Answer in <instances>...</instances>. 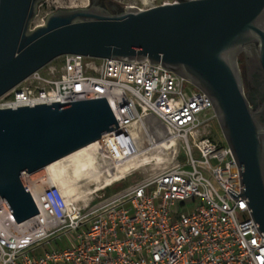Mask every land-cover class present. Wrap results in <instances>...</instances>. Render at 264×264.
<instances>
[{
    "label": "built area",
    "instance_id": "1",
    "mask_svg": "<svg viewBox=\"0 0 264 264\" xmlns=\"http://www.w3.org/2000/svg\"><path fill=\"white\" fill-rule=\"evenodd\" d=\"M57 57L3 93L0 108L104 98L116 124L89 144L99 173L85 179V198L44 168L21 173L34 215L17 222L0 196V264H264V231L241 196L230 148L212 136L209 97L160 63ZM147 165L143 177L99 198Z\"/></svg>",
    "mask_w": 264,
    "mask_h": 264
},
{
    "label": "water",
    "instance_id": "2",
    "mask_svg": "<svg viewBox=\"0 0 264 264\" xmlns=\"http://www.w3.org/2000/svg\"><path fill=\"white\" fill-rule=\"evenodd\" d=\"M42 0H0V96L57 56L148 60L210 99L239 167L241 196L264 231V126L238 55L255 45L264 73V0H183L106 13L58 8L30 28ZM116 124L104 98L0 108V196L17 222L37 212L21 173L89 145Z\"/></svg>",
    "mask_w": 264,
    "mask_h": 264
},
{
    "label": "rangeland",
    "instance_id": "3",
    "mask_svg": "<svg viewBox=\"0 0 264 264\" xmlns=\"http://www.w3.org/2000/svg\"><path fill=\"white\" fill-rule=\"evenodd\" d=\"M159 0H111V2L122 6V8L125 7L127 4H133L138 7H143V6H148L149 4L155 3ZM84 5L80 4V0H42L36 9L35 16L32 18L30 22V28H33L34 26L41 24L44 22L46 16L58 8H67V7H80V6H86L88 4V0L85 1ZM72 5V6H71ZM121 8V7H119ZM61 57L55 58L53 61L54 63H59L61 61ZM246 91V88H244ZM134 130L138 135H142V131L137 127L134 126ZM214 131L212 133V136L215 138L216 141H220L221 144H225V139L220 131V128L218 124H215V126L212 128ZM180 160L184 161L183 155L180 156ZM153 163H151L152 166ZM150 166H146L145 168H141L138 170H134L130 172L125 178L118 180L110 187H107L104 190H100L97 194L100 196L99 198H103L104 196H109L113 192L127 186L128 184H131L141 177H143L146 174V171H148ZM66 174H67V179L70 182V185L68 187L69 190H72L73 193H75L79 198H85L87 190L90 188L88 181L84 180L80 182L78 178L74 175V171L71 166L66 167ZM44 176L45 173H42ZM69 175V176H68ZM84 182V183H83ZM82 187V188H81ZM94 196V201H97V196ZM62 244L65 246H71L72 244L69 242H66L64 239L61 240ZM52 246H55V243L48 244L46 248H52Z\"/></svg>",
    "mask_w": 264,
    "mask_h": 264
},
{
    "label": "flooded vegetation",
    "instance_id": "4",
    "mask_svg": "<svg viewBox=\"0 0 264 264\" xmlns=\"http://www.w3.org/2000/svg\"><path fill=\"white\" fill-rule=\"evenodd\" d=\"M80 7L95 8L111 14L118 13L125 8L111 2V0H88L86 6ZM237 59L243 86L246 88L249 101L254 109L259 110L258 120L264 126V73L256 60L255 45H250L248 51L241 52Z\"/></svg>",
    "mask_w": 264,
    "mask_h": 264
},
{
    "label": "bare ground",
    "instance_id": "5",
    "mask_svg": "<svg viewBox=\"0 0 264 264\" xmlns=\"http://www.w3.org/2000/svg\"><path fill=\"white\" fill-rule=\"evenodd\" d=\"M85 1L86 0H80V4L84 5V3H86ZM90 147L91 145H85L70 153L69 155H66L47 165L46 167H44V170L48 171V173L50 174V178L56 181V183L62 189L68 192H72V190L68 189L70 182L67 179L66 164H69L72 167L74 175L80 182L84 181L86 178L94 180L98 178L99 171L96 170L92 165L93 157L91 152L89 151Z\"/></svg>",
    "mask_w": 264,
    "mask_h": 264
}]
</instances>
